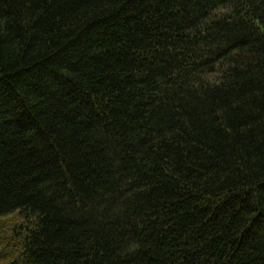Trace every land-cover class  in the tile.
Segmentation results:
<instances>
[{"label":"trees","instance_id":"1","mask_svg":"<svg viewBox=\"0 0 264 264\" xmlns=\"http://www.w3.org/2000/svg\"><path fill=\"white\" fill-rule=\"evenodd\" d=\"M0 264H264V0H0Z\"/></svg>","mask_w":264,"mask_h":264},{"label":"rangeland","instance_id":"2","mask_svg":"<svg viewBox=\"0 0 264 264\" xmlns=\"http://www.w3.org/2000/svg\"><path fill=\"white\" fill-rule=\"evenodd\" d=\"M6 221L9 225L10 224L12 225V224L20 223L21 219L18 218V216H16V215H10V216L6 217Z\"/></svg>","mask_w":264,"mask_h":264}]
</instances>
